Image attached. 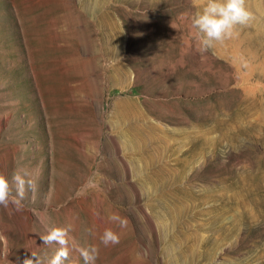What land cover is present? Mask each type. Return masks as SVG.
Wrapping results in <instances>:
<instances>
[{"label":"rangeland","instance_id":"1","mask_svg":"<svg viewBox=\"0 0 264 264\" xmlns=\"http://www.w3.org/2000/svg\"><path fill=\"white\" fill-rule=\"evenodd\" d=\"M212 2L0 0V264H264V41Z\"/></svg>","mask_w":264,"mask_h":264},{"label":"bare ground","instance_id":"2","mask_svg":"<svg viewBox=\"0 0 264 264\" xmlns=\"http://www.w3.org/2000/svg\"><path fill=\"white\" fill-rule=\"evenodd\" d=\"M221 1L222 2L220 5H218L216 2H212L213 6L210 9V12L213 17H220V14H218L217 12L219 7L223 8L222 12L224 14L223 21H220L218 30L215 31V33L213 32L214 39H217L216 41L217 43L233 45L238 52L244 50L251 57H254L256 55V52L253 49H255V47L257 46L263 45L261 44V42L264 41L263 33H261L259 29H256L254 32H252L249 26L250 24L249 19H244L243 21L241 20L239 22V25H237L239 21V14L235 12V9L233 8V4L235 0H221ZM261 5H262V11L264 12V0H262ZM249 10L250 11L254 10V6H250ZM215 23H216L215 25H217V20ZM156 188L158 187L156 186ZM170 197L171 196L169 195L168 196L163 195L160 198H158L156 201L157 206L160 208H166L165 201L167 198L169 199Z\"/></svg>","mask_w":264,"mask_h":264}]
</instances>
